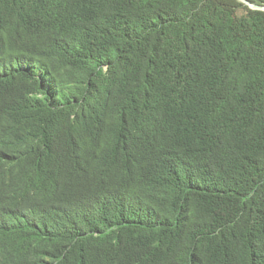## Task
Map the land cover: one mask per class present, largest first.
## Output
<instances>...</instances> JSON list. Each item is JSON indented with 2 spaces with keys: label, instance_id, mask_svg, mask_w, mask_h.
<instances>
[{
  "label": "trees",
  "instance_id": "obj_1",
  "mask_svg": "<svg viewBox=\"0 0 264 264\" xmlns=\"http://www.w3.org/2000/svg\"><path fill=\"white\" fill-rule=\"evenodd\" d=\"M0 263L264 264V10L0 0Z\"/></svg>",
  "mask_w": 264,
  "mask_h": 264
},
{
  "label": "water",
  "instance_id": "obj_2",
  "mask_svg": "<svg viewBox=\"0 0 264 264\" xmlns=\"http://www.w3.org/2000/svg\"><path fill=\"white\" fill-rule=\"evenodd\" d=\"M243 3H245L246 5L250 6L252 9L255 10H264V6H259V5H255V4H251L249 1L247 0H240Z\"/></svg>",
  "mask_w": 264,
  "mask_h": 264
},
{
  "label": "clouds",
  "instance_id": "obj_3",
  "mask_svg": "<svg viewBox=\"0 0 264 264\" xmlns=\"http://www.w3.org/2000/svg\"><path fill=\"white\" fill-rule=\"evenodd\" d=\"M1 264V263H0Z\"/></svg>",
  "mask_w": 264,
  "mask_h": 264
}]
</instances>
